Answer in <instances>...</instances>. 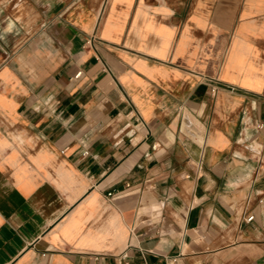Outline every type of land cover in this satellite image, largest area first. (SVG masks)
<instances>
[{"label":"crops","instance_id":"crops-1","mask_svg":"<svg viewBox=\"0 0 264 264\" xmlns=\"http://www.w3.org/2000/svg\"><path fill=\"white\" fill-rule=\"evenodd\" d=\"M150 263L264 264V0H0V264Z\"/></svg>","mask_w":264,"mask_h":264},{"label":"built area","instance_id":"built-area-1","mask_svg":"<svg viewBox=\"0 0 264 264\" xmlns=\"http://www.w3.org/2000/svg\"><path fill=\"white\" fill-rule=\"evenodd\" d=\"M93 39H94V38H93ZM92 41H93V40H92ZM92 41H91V42H92ZM80 75H81V72H79L77 76H80ZM86 153H87V152H86ZM111 195H112V193H110V196H111ZM253 218H254V216H251V217L248 218V220H249V221H252ZM150 264H151V263H150Z\"/></svg>","mask_w":264,"mask_h":264}]
</instances>
